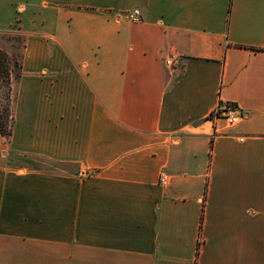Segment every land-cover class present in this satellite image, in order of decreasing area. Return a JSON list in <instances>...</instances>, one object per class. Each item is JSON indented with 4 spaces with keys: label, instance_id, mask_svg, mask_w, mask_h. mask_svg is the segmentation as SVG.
I'll list each match as a JSON object with an SVG mask.
<instances>
[{
    "label": "crops",
    "instance_id": "obj_1",
    "mask_svg": "<svg viewBox=\"0 0 264 264\" xmlns=\"http://www.w3.org/2000/svg\"><path fill=\"white\" fill-rule=\"evenodd\" d=\"M18 14L0 264H264V0H0Z\"/></svg>",
    "mask_w": 264,
    "mask_h": 264
},
{
    "label": "trees",
    "instance_id": "obj_2",
    "mask_svg": "<svg viewBox=\"0 0 264 264\" xmlns=\"http://www.w3.org/2000/svg\"><path fill=\"white\" fill-rule=\"evenodd\" d=\"M20 66L19 61L0 49V133L6 138L13 134L15 115L12 106V81L14 67Z\"/></svg>",
    "mask_w": 264,
    "mask_h": 264
},
{
    "label": "rangeland",
    "instance_id": "obj_3",
    "mask_svg": "<svg viewBox=\"0 0 264 264\" xmlns=\"http://www.w3.org/2000/svg\"><path fill=\"white\" fill-rule=\"evenodd\" d=\"M23 15L18 14L15 20L9 26H0V49L8 52L11 57L21 64L23 53L25 52L27 32L22 29ZM22 66L14 67V76L12 81V108L19 100L20 76Z\"/></svg>",
    "mask_w": 264,
    "mask_h": 264
},
{
    "label": "built area",
    "instance_id": "obj_4",
    "mask_svg": "<svg viewBox=\"0 0 264 264\" xmlns=\"http://www.w3.org/2000/svg\"><path fill=\"white\" fill-rule=\"evenodd\" d=\"M130 18L133 21H140L141 20V11L140 9H134L132 13L129 14ZM170 65H174V60H168ZM212 117H223L226 119L228 125L236 124L243 116L244 111L239 108L235 103L232 102H225L221 103L211 114ZM162 180H165L162 177Z\"/></svg>",
    "mask_w": 264,
    "mask_h": 264
}]
</instances>
